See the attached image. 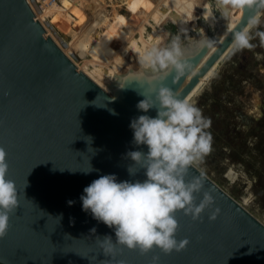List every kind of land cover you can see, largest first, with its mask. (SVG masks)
Listing matches in <instances>:
<instances>
[{
  "label": "water",
  "instance_id": "1",
  "mask_svg": "<svg viewBox=\"0 0 264 264\" xmlns=\"http://www.w3.org/2000/svg\"><path fill=\"white\" fill-rule=\"evenodd\" d=\"M260 10L240 9L221 34L235 18L216 0H128L99 26L93 73L104 89L45 33L26 0H0V148L19 200L0 239V264H152L153 256L159 264H264V223L196 166L191 175L203 180L196 203L207 192L220 213L210 221L212 209H205L194 221L177 212L176 239L189 241L180 252L117 246L106 256L96 240L109 236L115 243V231L83 211L80 200L102 175L146 179L143 170L129 175L126 156L147 151L133 143L130 122L156 116L155 109L137 108L141 93L151 97L163 85L186 100ZM177 36L191 65L185 75L141 64L146 47L167 46ZM90 166L93 171L83 172Z\"/></svg>",
  "mask_w": 264,
  "mask_h": 264
},
{
  "label": "clouds",
  "instance_id": "2",
  "mask_svg": "<svg viewBox=\"0 0 264 264\" xmlns=\"http://www.w3.org/2000/svg\"><path fill=\"white\" fill-rule=\"evenodd\" d=\"M216 5L221 10L232 7L259 10L264 9V0H216ZM260 23L261 16L257 13L247 27L234 33L233 52L253 47L251 29ZM258 35L264 38V32ZM140 62L158 73L171 71L177 78L191 69L179 36L167 46L154 43L146 47ZM151 92V97L141 93L145 98L138 102L137 108L144 113L155 109L156 116L140 115L129 125L133 131V143L146 146L147 151L126 154L132 161L127 167L129 175L134 176L143 170L146 179L117 182L114 174L102 175L85 187L80 197L83 211L90 212L93 219L115 231V243L109 236L96 240L106 256L114 255L117 246L138 250L141 254L154 247L165 255L180 252L189 241L176 239L179 228L177 212L194 221L202 219L205 209H212L208 216L210 221L220 213L218 207L212 208L215 202L207 192L196 203V194L201 193L203 180L191 175L193 167L202 163L212 150L211 120L200 108L181 99L169 87H153ZM110 112L115 115L113 110ZM8 168L6 152L0 148V239L8 232L10 214L19 206L15 182L6 179ZM91 171L90 166L83 172ZM68 203L71 206L74 202ZM91 231L95 232V229ZM159 259V256H153L152 264H159Z\"/></svg>",
  "mask_w": 264,
  "mask_h": 264
},
{
  "label": "rangeland",
  "instance_id": "3",
  "mask_svg": "<svg viewBox=\"0 0 264 264\" xmlns=\"http://www.w3.org/2000/svg\"><path fill=\"white\" fill-rule=\"evenodd\" d=\"M69 1L74 5L71 7L77 8L79 4L83 9L80 0H58L51 10L46 9L45 5L39 12L34 7L35 12L40 15V20L45 16L49 22L57 25L55 31L60 36L62 35L61 39L64 42H67L64 31H68L66 33L68 38L74 35L70 32L75 25L69 13ZM100 1L102 0H85L86 11L81 13L78 10V14L86 22L90 21L91 17L99 12ZM103 1L106 4L112 2V0ZM127 1L113 0L112 7H108L106 17L98 26L90 25L83 28L72 41V43L75 42L74 47L64 48V54L79 66L81 69L79 71L87 75L90 67L87 61L95 57L97 40L94 41L91 34L98 35L99 26ZM237 13L239 15L240 9ZM258 14L261 16V23L251 29L253 47L233 52L231 46L210 71L206 81L202 82L186 100L200 108L203 115L211 120L209 131L212 135V150L196 167L257 220L264 223V120H259L256 125H242L235 114L237 110L243 115L249 113V110L253 111L252 113H258L259 106L264 102V72L258 73L259 84L254 83L252 86V83L248 82L253 89L246 90L248 85L241 87L238 81L250 73L248 70H239L237 64L241 61L240 54L242 52L252 54L258 51L264 55V38L258 35L264 32V9ZM224 99L229 104L223 103ZM216 110L218 111L217 118L215 117Z\"/></svg>",
  "mask_w": 264,
  "mask_h": 264
},
{
  "label": "bare ground",
  "instance_id": "4",
  "mask_svg": "<svg viewBox=\"0 0 264 264\" xmlns=\"http://www.w3.org/2000/svg\"><path fill=\"white\" fill-rule=\"evenodd\" d=\"M69 4H70V16L72 18V21H74V29L70 30V32L74 33V35H72V38H68V36H66V33L68 31H64V34H65V39L67 40V42H64V40L61 39V36L59 34H57V32L55 31L57 29V25L56 24H53L49 21H47L48 23V26L52 29L53 31V34L56 35V38L58 39V42H61L65 47L64 48H71V47H74L75 45V42L72 43V41L75 40V36L85 27H89L90 25H96L98 26L100 24V22H102V19H104L107 15V12L109 11L108 10V7H112V4H113V0L112 2H108V4H106L103 0L100 1V3L98 4V7H99V12L96 13V15H94L93 17H91L90 21L86 22L85 20H83L80 16V14H78V10L82 13H84V11H86V2L85 0H83V2L80 0V4L83 5V9L80 8L79 4H77V8L75 7H71V6H74L71 4V1H69ZM68 4V5H69ZM84 5H85V8H84ZM54 7V4L52 5H46V9H49L51 10V8ZM32 8L34 9L33 5H32ZM231 12H232V15L234 16V20L232 23L228 24L227 26H225V28L220 32L221 34H224L228 28H230L234 22L237 20V18L239 17L238 13L236 14L234 12V9L233 7L230 8ZM35 11V9H34ZM114 13V12H113ZM37 14V13H36ZM41 14H44V12H41ZM41 21L43 22V19H47L45 16L44 17H41ZM48 20V19H47ZM44 23V22H43ZM71 43V44H69ZM72 51V50H71ZM65 53V52H64ZM75 57V56H74ZM94 59H91V60H88L87 61V64L90 66L89 67V70L87 72V76L89 78H91L94 82H96L98 85H100L101 87H103L104 89H106V85L101 81V79H99L94 73H93V66H94ZM230 60V59H229ZM74 62V61H72ZM74 64L76 65L77 69L78 70H81L79 68V66H77V64L74 62ZM208 75L206 76V79H207ZM206 79L204 80V82L206 81ZM249 110V109H248ZM263 180V179H262Z\"/></svg>",
  "mask_w": 264,
  "mask_h": 264
},
{
  "label": "flooded vegetation",
  "instance_id": "5",
  "mask_svg": "<svg viewBox=\"0 0 264 264\" xmlns=\"http://www.w3.org/2000/svg\"><path fill=\"white\" fill-rule=\"evenodd\" d=\"M260 55H262V54H260L258 51H255L252 54H249L247 52L246 53L242 52L240 54L241 61L237 64L239 70L243 69L244 71L248 70V72H250L249 74H247V76H244L242 74L244 77H242L241 79H238L241 87H243V85H245V84L248 85L249 88L248 87L245 88L246 90L253 89L252 86H254V83L259 84L258 81H260L259 80L260 76L258 75V73L262 74V72H264V55H262V56H260ZM259 56H260V58H259ZM247 60H249L250 64L247 63ZM260 71H262V72H260ZM248 82L252 83V86H251V84L249 85ZM223 103L229 104V102L226 101V99H224ZM252 112L253 111L249 110V113H246L245 115H243L242 113H240L239 110H237L235 112V114H236L238 121L241 122L242 125H250V124L256 125L259 120H264L263 119L264 118V102H263V105L259 106V112L258 113H255V112L252 113ZM215 113H216L215 117L217 118L218 117V111L216 110Z\"/></svg>",
  "mask_w": 264,
  "mask_h": 264
},
{
  "label": "built area",
  "instance_id": "6",
  "mask_svg": "<svg viewBox=\"0 0 264 264\" xmlns=\"http://www.w3.org/2000/svg\"><path fill=\"white\" fill-rule=\"evenodd\" d=\"M34 13L35 18L41 23L42 27L45 30V33L50 36V38L56 43V45L64 52V45L61 42H57L58 39L56 38V35L53 34L52 29L48 26L47 19H43V22L40 20V15L36 14L34 9L32 8L35 7L37 12L41 11L45 5H52L58 2V0H26ZM47 18V17H46ZM66 55V54H65ZM67 56V55H66ZM69 59L72 61V59L69 57Z\"/></svg>",
  "mask_w": 264,
  "mask_h": 264
},
{
  "label": "trees",
  "instance_id": "7",
  "mask_svg": "<svg viewBox=\"0 0 264 264\" xmlns=\"http://www.w3.org/2000/svg\"><path fill=\"white\" fill-rule=\"evenodd\" d=\"M233 9H234V12L237 14V12H238V9H236V10H235V8H234V7H233ZM91 36H92V39H93L94 41H96V40L98 39V35H95V34H94V35H92V34H91ZM87 69H88V68H87Z\"/></svg>",
  "mask_w": 264,
  "mask_h": 264
}]
</instances>
